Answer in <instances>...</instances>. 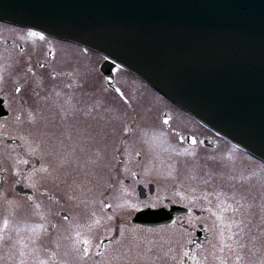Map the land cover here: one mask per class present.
Segmentation results:
<instances>
[{"label": "flooded vegetation", "instance_id": "flooded-vegetation-1", "mask_svg": "<svg viewBox=\"0 0 264 264\" xmlns=\"http://www.w3.org/2000/svg\"><path fill=\"white\" fill-rule=\"evenodd\" d=\"M0 26L24 30L26 40L32 41V51L40 55L37 60L32 57V61H29L30 53L25 57L28 44L19 41L18 36L10 32H0V229L4 219L9 221L8 229L0 233L6 236L3 240V253L6 254L0 259V264H21V260L24 264H109L104 255L109 246H114L112 244L127 225L138 230H151L159 239L166 237L165 241L168 239V242L174 237L177 262L192 264L196 260L199 263L204 261V253L198 255L196 250L204 247L213 236L205 221L208 218L207 209L194 205L182 180L173 178L174 169L173 176L165 184L159 181L155 169H151V131L141 129L142 116L138 112L125 115L122 111L129 101L117 79L115 70L120 65L113 64L111 67L103 55L85 46L29 27L2 19ZM31 32L39 35L30 36ZM55 44L73 46L81 55L89 51L102 57L98 69L104 78L105 91L113 95L105 94L104 100L100 98L95 101L93 95L68 94L80 84L71 78L68 71L64 72L65 80H61V84L53 80L59 79L62 74L50 67L65 65L59 61L55 63L57 56L64 62L67 60L63 52L57 53ZM123 69L163 96L168 107L177 108L180 123L190 122L191 126L185 130L172 127L175 116L167 110L162 112V120L167 127L165 130H169L168 137L174 144L186 148H214L218 144L216 139H224L238 148L151 84ZM105 70L111 73L112 83ZM110 103L113 110H110ZM153 107L152 103L149 109ZM182 112L190 120L182 118ZM30 119L38 125L37 153L31 152L26 140V132L33 126ZM154 121H157L156 117L150 119V130L154 127ZM20 129L24 131L22 137L13 134ZM98 166L102 169L101 175L97 176L94 173ZM80 170V173L86 174L85 177L75 176ZM96 177H100L102 183L98 201L104 205L105 221L94 227L90 226L94 221L91 216L89 218L92 220L89 221L90 211L85 216L78 215L75 202L68 192L74 189L76 182L85 181L88 192L92 194V182ZM163 191L169 195L162 194ZM120 196L132 198V204L139 205L130 207L124 213L116 212L114 208L117 202H111L108 198L117 199ZM203 201V197L196 198V204ZM86 202L92 207V197ZM142 213L149 214L154 223L141 221L139 215ZM218 216L224 221L220 214ZM109 221L113 222L112 226L108 225ZM106 226L109 227L103 228ZM83 238L91 241L87 255L83 252L84 245L80 243ZM21 240L23 243H19ZM76 250L78 252L75 254ZM118 250L121 251L118 254L119 264H126V245L122 244ZM138 257L134 258L133 263L129 260L128 264L148 263L146 260L138 263ZM148 260L151 261L150 256Z\"/></svg>", "mask_w": 264, "mask_h": 264}, {"label": "water", "instance_id": "water-1", "mask_svg": "<svg viewBox=\"0 0 264 264\" xmlns=\"http://www.w3.org/2000/svg\"><path fill=\"white\" fill-rule=\"evenodd\" d=\"M0 18L104 54L264 161V0H0Z\"/></svg>", "mask_w": 264, "mask_h": 264}, {"label": "rangeland", "instance_id": "rangeland-1", "mask_svg": "<svg viewBox=\"0 0 264 264\" xmlns=\"http://www.w3.org/2000/svg\"><path fill=\"white\" fill-rule=\"evenodd\" d=\"M1 31L10 32L12 35L18 36L19 41H25L28 44L25 57L29 56L30 53L29 61H32V57L35 60L40 57L38 52L32 51L30 45L32 41L31 39L26 40L24 30L16 31L0 26ZM55 46L57 53L63 52L67 56V60L64 62L57 56L55 63L58 64L59 61L65 65L50 67L62 74L59 77L60 80H53H58L61 84L65 80L64 72L68 71L71 73V78L76 79L80 84L76 90H71L68 94L77 92L81 95H93L95 101L100 100V98L104 100L106 95H113L112 92L105 91L106 85L104 86L102 82L104 78L98 69L99 64L103 61L102 57L89 51H85L84 55H81L79 50L72 48L73 46L67 47L59 44H55ZM115 71L118 82L123 87L125 96L129 101L125 103L122 111L125 115H130L134 111L138 112L139 116H142L141 129L144 132L151 131L152 142L150 145L152 148L149 150L151 169H155L159 181L164 184L173 176L172 170L174 169L173 178L182 180V185L185 184L187 195L195 203L194 205H201L207 209L208 218L205 221L213 236L207 240L204 247L196 250L198 255L202 253L205 255L204 261L199 264H222V262L223 264H264V164L243 150L228 144L224 139H216V137L218 144L214 148H186L181 144H174L168 137L169 130H165L167 127L162 120V112L167 110L175 116L172 127L185 130L187 126H191L190 122L180 123L179 118L181 117L176 113L177 108L168 107L163 96L140 82L126 70L116 66ZM152 103L155 107L149 109ZM113 108L112 103H110V110ZM152 117H156L157 121L152 123L154 127L150 130L148 125ZM182 118L190 120L184 113ZM146 122H148L147 125L144 124ZM31 124L33 126L31 125L29 131L26 132V140L31 152L37 153L39 151V136L36 132L38 130L36 126L38 125L36 122L32 123V120ZM23 133L24 131L21 129L13 132L14 135H21V137ZM209 135L212 136L210 133ZM177 143H179L178 140ZM101 169L102 167L98 166L94 175H101ZM84 170L86 171L85 168ZM80 172L81 170L77 171L75 176L85 177L86 174ZM99 178L96 177L95 181L92 182V194L88 192V184L85 181L76 182L74 189H69L68 192L75 202L74 208L79 213L78 215L85 216L90 211L88 218L92 217L94 221L90 226L93 225L94 227L100 226L105 221L104 205L98 201V195L102 190V183ZM162 194L169 195L165 191ZM89 197H92L93 200L92 207L86 202ZM197 197H203L204 201L196 204ZM108 199L111 202H117L114 210L119 213H124L130 207L135 208L139 205V203L133 205L134 199L123 196L117 199L112 197ZM219 214L224 221L218 218ZM120 216L127 217L125 214H120ZM92 219L89 218V221ZM124 219L127 220V218ZM86 221L85 223H87ZM89 221L88 223L91 222ZM109 222L108 225L112 226L113 222ZM107 227L109 226L103 228ZM150 231L125 226L122 228L118 240L112 244L114 246H109L107 254L104 255L105 261L108 260L109 264H119L118 254L119 252L121 254V251L118 249L122 244H125L124 259L126 264L129 260L133 263L136 256L140 257H138L140 259L138 263L141 260H146L148 263L145 262L144 264H150V260H148L150 256L151 264H183L177 262V257L174 254L177 250L175 238L173 237L168 242V239L165 241L166 237L159 239L156 234L154 235ZM179 243L181 244L180 240ZM4 246L5 242L1 241L0 259L4 258L6 254L3 253ZM77 252L78 250L75 251V254ZM77 255L80 259L79 253ZM102 264L107 263L103 262ZM192 264H197V260Z\"/></svg>", "mask_w": 264, "mask_h": 264}, {"label": "snow or ice", "instance_id": "snow-or-ice-1", "mask_svg": "<svg viewBox=\"0 0 264 264\" xmlns=\"http://www.w3.org/2000/svg\"><path fill=\"white\" fill-rule=\"evenodd\" d=\"M29 35L33 36V37H36L39 34L35 33V32H31V33H29ZM39 38L40 39H44L43 36H39ZM165 123H167V121H165ZM193 143H195V141H193ZM24 163H27V161H24ZM37 207H39V206L37 205ZM221 219H222V217H221ZM97 223H99V221H97ZM8 226H9V221L7 219H4L3 222H2V229H0V233H2L3 230H7ZM38 227L42 228L43 225H39ZM33 230L35 231V229H33ZM77 235L80 236V233H77ZM3 239H4L3 234H0V241H3ZM19 243H23V241L21 240V241H19ZM80 243H82L84 245L83 252H84L85 255H87L89 253V251H90V247L89 246L91 245V241L88 238H83V239L80 240ZM193 259H195V258L193 257ZM21 264H24L23 260H21ZM41 264H45V262H41ZM197 264H199L198 261H197ZM222 264H223V262H222Z\"/></svg>", "mask_w": 264, "mask_h": 264}, {"label": "bare ground", "instance_id": "bare-ground-1", "mask_svg": "<svg viewBox=\"0 0 264 264\" xmlns=\"http://www.w3.org/2000/svg\"><path fill=\"white\" fill-rule=\"evenodd\" d=\"M115 64H116V63H115ZM112 65H113V63H111V65H110V66L112 67ZM151 85H152V84H151Z\"/></svg>", "mask_w": 264, "mask_h": 264}]
</instances>
